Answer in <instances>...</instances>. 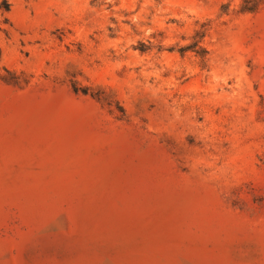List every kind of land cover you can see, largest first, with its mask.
<instances>
[{"label": "rangeland", "instance_id": "obj_1", "mask_svg": "<svg viewBox=\"0 0 264 264\" xmlns=\"http://www.w3.org/2000/svg\"><path fill=\"white\" fill-rule=\"evenodd\" d=\"M241 2L0 0V264H264Z\"/></svg>", "mask_w": 264, "mask_h": 264}, {"label": "trees", "instance_id": "obj_2", "mask_svg": "<svg viewBox=\"0 0 264 264\" xmlns=\"http://www.w3.org/2000/svg\"><path fill=\"white\" fill-rule=\"evenodd\" d=\"M264 7V0H242L240 9L244 12H258ZM204 34L200 35L199 38H196L193 43L180 47L179 51L184 53L187 50H192L196 52L200 57L204 58L206 54V50L200 45V41L203 38ZM142 50L146 49L144 44H141L140 47ZM8 71L7 69H5ZM4 78L0 71V79Z\"/></svg>", "mask_w": 264, "mask_h": 264}]
</instances>
